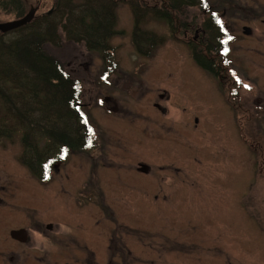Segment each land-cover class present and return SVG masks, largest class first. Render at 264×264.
Segmentation results:
<instances>
[{"label":"rangeland","instance_id":"1","mask_svg":"<svg viewBox=\"0 0 264 264\" xmlns=\"http://www.w3.org/2000/svg\"><path fill=\"white\" fill-rule=\"evenodd\" d=\"M20 1L26 5L25 15L39 7L35 17L55 3ZM209 1L227 6L231 0ZM232 1L264 9V0ZM205 10L188 9L186 29L178 27L174 34L148 15L139 28L154 38L156 45L143 56L133 44V14L128 5H119L115 11L119 35L109 41L112 54L106 58L89 52L83 44L65 40L62 34L59 46H44L65 74L81 84V110L97 128L101 154H71L63 167L52 170L49 183L43 186L17 162L22 151L20 134L0 139V186L4 198L9 204L13 199L17 210L15 215L5 207L3 218L16 216L15 223L27 238L35 240L37 250L51 248L39 237L48 230L51 240L59 243L62 237L68 242L78 231L97 228L96 262L107 264L103 241L112 228L107 236L114 234L131 244V257L116 250L114 261L118 264H264V163L258 159L254 165L255 154H264V121L257 125L251 119L240 120L241 109L230 105L238 98L236 92L228 98L225 89L219 92L221 97L211 86V72L192 61L191 49L196 47L192 46V21L195 18L199 25L201 18L207 19ZM16 19L13 13L0 9V24ZM227 22L235 36L246 25L238 17ZM248 26L250 39L236 38L228 43L230 53L222 66L232 75L243 69L250 80L261 75L257 85L263 93L264 57L254 52L264 55V43H256L258 28ZM106 72L107 83H103L101 77ZM242 90L247 93L245 87ZM148 140L153 144L144 145ZM177 156L182 161L173 160ZM138 163L150 167L151 172L147 176L135 173ZM253 165L258 166L259 175ZM175 166L181 167L180 172ZM93 185L101 206L110 204L116 222L109 219V223L103 211L84 197L76 199L74 192L89 194ZM175 185L184 192L183 197L167 192ZM94 194L98 196L96 191ZM79 203L84 204L77 206ZM95 215L98 219H93ZM26 216L33 218L35 225H29ZM55 245L52 249L61 247ZM45 250L47 254L44 250L25 252L26 257L64 264L59 254Z\"/></svg>","mask_w":264,"mask_h":264},{"label":"trees","instance_id":"2","mask_svg":"<svg viewBox=\"0 0 264 264\" xmlns=\"http://www.w3.org/2000/svg\"><path fill=\"white\" fill-rule=\"evenodd\" d=\"M54 1L52 9L34 16L27 26L0 35V139L20 134L18 162L42 184L71 153L96 148L92 131L76 111L81 84L65 74L44 46H59L62 34L65 40L83 44L89 52L106 58L112 54L109 41L119 35L115 11L119 5H128L133 14V44L143 56L156 45L139 28L144 18L152 16L174 34L178 27L186 29L187 10L197 7L193 0ZM0 9L19 19L25 15L26 5L20 0H1ZM201 19L199 25L195 18L192 21L191 38L198 40L192 42L196 47L191 54L197 67L214 72V64L223 62L220 52L227 48L230 36L216 18ZM102 76L108 78V73Z\"/></svg>","mask_w":264,"mask_h":264},{"label":"flooded vegetation","instance_id":"3","mask_svg":"<svg viewBox=\"0 0 264 264\" xmlns=\"http://www.w3.org/2000/svg\"><path fill=\"white\" fill-rule=\"evenodd\" d=\"M228 2L229 3L231 2L230 4L232 7L222 6L221 3L216 4L215 2H213L216 4L214 7L217 12V18L224 22L225 28L228 29L229 32L232 29V27L228 24L227 20L232 21L234 18H237V17L240 19H244L247 26L242 25L239 34L236 33V36L239 39H246V40L250 39L252 35V30L250 26L248 25H252L253 29L255 27V28H258L259 30L257 39H255L256 43L263 44L264 43V9L258 11L256 10V8H260V7L255 6L253 8H249V6L244 7L241 5H237L232 0ZM226 14L229 16L230 15H234V16L228 17ZM246 29L249 30L248 34H245ZM230 33L233 35L234 33L233 30H231ZM193 40L194 42H197L198 38L194 37ZM254 55L258 56L259 58L264 57V55H262V52H259V51H255ZM222 65H223L222 63L214 64V67L217 68V70L214 72H211V74H209L210 76L208 75L209 81L211 83L213 90L217 94L220 95V93H223V91L226 89L228 90L227 97L228 95L232 96L234 93L233 92L234 85H233V80L230 79L231 76H229V74L232 75V71H228L227 69L223 68ZM235 73L237 74V76H239L242 83L251 84L250 85L251 87H250V90L247 91V93L243 92L241 88H237L235 92L238 98L232 105L234 107H238L239 109L241 108L242 112L249 116V119L255 121L254 124L259 125L260 123H262L261 121H264V91L262 93V91L260 90L261 87L257 85L259 83L258 82L259 79H261L262 76L258 75L257 77H255V80H250L247 75L248 72L244 71L243 69H240V70L238 69V71L237 72L235 71ZM262 83L264 85V81H262ZM224 101L226 102V98ZM228 103L230 104V99ZM143 142L144 141L142 140V142H140L139 144H142ZM165 143L166 145H170V142H165ZM152 144L153 143L150 140H148L147 142H145L144 145H152ZM160 149H162L161 145H160ZM253 153L255 154V151H253ZM97 154H101V151H97ZM254 157H256V160H254L255 161L254 165L259 163L258 159L262 161L261 163H264V155L260 156V155H257L256 153ZM176 158H179V157L177 156L173 160H175ZM118 159L120 158H117V160ZM180 160L182 161V159ZM254 165L253 167L257 169V175H259L260 173L259 168L258 166H254ZM175 167L176 168H174V170H176V172H180L179 168L181 167H178V166H175ZM134 172L142 176H147L151 172V169L150 167L142 163H138L137 167L134 169ZM92 174L94 175V173ZM93 177L94 176H92V178ZM93 187L91 186L92 195H94V191H96L98 196L95 195V197L92 196L90 198L82 194L85 191L79 190V191L74 192L75 196L77 197L76 199L80 198V196L84 197L86 202H90L93 207L99 208L103 211L109 223H110V220H112V222H116L115 219L112 218L113 216L115 217V215L109 207L110 204L106 208L102 207L99 201V191L98 189H96L94 185ZM174 187L175 188H171L172 190L168 189L169 191L167 192L172 195H178V197H183L184 192L180 190L179 188H177L176 185ZM3 190H4V187L0 186V264H55V263H50L49 261L48 262L44 261L43 263H40L38 259L37 261H35L36 259L34 258L26 257L25 252H28V251L29 253L31 252L32 254H35V252H39V251L41 252V250H44L45 254H47L48 251L45 249L53 250L54 252L57 253V255L59 254L60 260L63 261L64 264H67L68 262H72L74 264H98L96 262V259L99 257L98 248H99L100 237H99V232L97 228L96 229L86 228V231H82V230L78 231L74 236L72 235L70 237L68 242L66 241V238L62 237L59 243H55L54 241L51 240L50 230H48L49 233L45 234L44 236L39 235L40 232H38L39 237H41L45 241L46 244H49L51 248H44V249L37 250L34 247L35 240L30 237L27 238L21 226L15 223L16 216H14L15 218L14 217L3 218V210L5 209V207L9 209L7 211L14 212L15 215H17L16 208L12 206V204H16V203L13 202V199H12L11 200L12 203L9 204L8 199L4 198ZM13 194L14 193H11V195ZM82 204L84 203H79L77 206H80ZM76 210L77 212H79L78 209ZM19 212L20 210H18V213ZM26 217L30 225V223L33 222L34 220L33 218L31 219L30 216H26ZM47 217L51 218L50 216H46V218ZM98 217H99L98 215H95L93 219H98ZM8 219L11 221V223H9ZM117 223L119 224L120 221ZM33 225H35L34 222H33ZM111 231H112V228H111ZM111 231H108V233L111 234ZM107 234L105 235L104 241H103L104 249L107 251V254H108L107 262H106L107 264H118L114 261L115 256H116V250H119L123 255H127V257H131L132 251L129 247L131 246V244H128V242L126 241H122L121 238L116 237L117 238L116 239L114 234L108 235V236ZM154 238L159 239L156 236ZM55 244H59L61 247L58 249L54 248L57 250L52 249V247H54ZM25 245L27 247H25ZM67 247H70V250H67ZM166 253H175V252L166 251ZM84 256L86 258L83 260ZM46 259L48 258L46 257Z\"/></svg>","mask_w":264,"mask_h":264},{"label":"water","instance_id":"4","mask_svg":"<svg viewBox=\"0 0 264 264\" xmlns=\"http://www.w3.org/2000/svg\"><path fill=\"white\" fill-rule=\"evenodd\" d=\"M33 17H34V10L30 9V11L22 19L13 21V22H8L5 24H1L0 32L6 33L14 29L20 28L22 26H25L32 21Z\"/></svg>","mask_w":264,"mask_h":264},{"label":"snow or ice","instance_id":"5","mask_svg":"<svg viewBox=\"0 0 264 264\" xmlns=\"http://www.w3.org/2000/svg\"><path fill=\"white\" fill-rule=\"evenodd\" d=\"M245 88H247L248 86L247 85H244Z\"/></svg>","mask_w":264,"mask_h":264}]
</instances>
